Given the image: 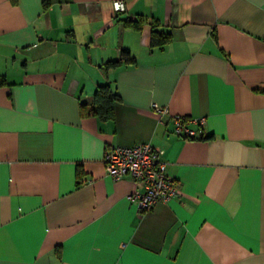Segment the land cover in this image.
<instances>
[{
	"label": "crops",
	"instance_id": "obj_1",
	"mask_svg": "<svg viewBox=\"0 0 264 264\" xmlns=\"http://www.w3.org/2000/svg\"><path fill=\"white\" fill-rule=\"evenodd\" d=\"M123 1L0 0V264H264V0ZM122 48L134 61L103 70ZM99 83L108 120L81 114ZM139 142L179 187L142 211L143 184L102 163Z\"/></svg>",
	"mask_w": 264,
	"mask_h": 264
},
{
	"label": "built area",
	"instance_id": "obj_2",
	"mask_svg": "<svg viewBox=\"0 0 264 264\" xmlns=\"http://www.w3.org/2000/svg\"><path fill=\"white\" fill-rule=\"evenodd\" d=\"M112 7L115 12H121L125 10V3L123 0H113ZM153 107L158 113L167 112L166 108L157 104H153ZM204 120L203 116L171 114L173 131L186 138H199L205 135ZM102 163L106 174L113 179L130 175L143 184L142 189H134L128 195L139 211L179 193L177 182L167 173L163 149L149 142L112 145L105 150Z\"/></svg>",
	"mask_w": 264,
	"mask_h": 264
},
{
	"label": "trees",
	"instance_id": "obj_3",
	"mask_svg": "<svg viewBox=\"0 0 264 264\" xmlns=\"http://www.w3.org/2000/svg\"><path fill=\"white\" fill-rule=\"evenodd\" d=\"M146 18L143 15H137L135 18L122 19L123 25L131 27L133 29H141ZM150 46L161 47L171 39V33L169 31L159 30V21L157 19H150ZM134 61V57L129 55V51L126 48L121 49L120 57L117 59H109L101 63L100 66L103 70L110 68H116L123 63H130ZM5 83L4 76L0 74V85ZM117 98V94L114 92L110 84L99 83L92 95V102L88 108L85 103H80L81 114L92 115L100 120H108L113 117V102ZM205 135L199 138H204ZM80 170L76 172L77 176H80ZM81 178L78 179V183Z\"/></svg>",
	"mask_w": 264,
	"mask_h": 264
}]
</instances>
